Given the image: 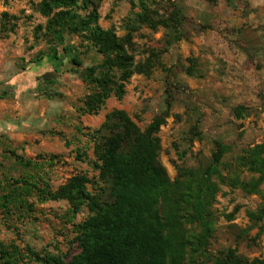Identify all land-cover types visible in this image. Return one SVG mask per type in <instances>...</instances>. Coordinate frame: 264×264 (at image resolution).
I'll use <instances>...</instances> for the list:
<instances>
[{"label":"rangeland","instance_id":"1","mask_svg":"<svg viewBox=\"0 0 264 264\" xmlns=\"http://www.w3.org/2000/svg\"><path fill=\"white\" fill-rule=\"evenodd\" d=\"M40 2L0 0V190L22 178L56 190L78 175L98 177L91 138L116 111L142 130L163 119L159 159L172 181L178 168L205 166L217 142L230 149L223 171L253 176L240 163L264 144V0H102L101 27L142 72L123 83L115 71L124 97L112 95L96 115H82L95 89L84 72L93 67L100 77L104 58L82 37L67 36L83 66L51 59L62 47L46 36ZM26 198L30 211L13 209L2 220L0 242L21 254L18 264H36L30 251L70 263L79 253L73 225L89 217L88 208L73 218L67 201L40 203L36 192ZM213 212L212 253L234 249L264 260V184L259 195L222 186Z\"/></svg>","mask_w":264,"mask_h":264},{"label":"trees","instance_id":"2","mask_svg":"<svg viewBox=\"0 0 264 264\" xmlns=\"http://www.w3.org/2000/svg\"><path fill=\"white\" fill-rule=\"evenodd\" d=\"M145 6V1L140 0ZM102 0H41L40 14L47 19L46 36L62 47L51 50V59L81 67L83 63L67 36L82 37L104 58V73L87 68L84 78L94 91L85 102L82 115H96L106 101L115 95L124 97L123 84L113 81L112 74H121L124 83L135 72L133 58L124 43L111 30L100 25L99 6ZM163 119L155 118L142 130L124 112L107 116L100 130L93 132L94 168L98 177L78 175L54 190L43 180L22 178L15 187L6 183L0 190V224L13 209L27 213L28 193L36 192L40 203L67 201L73 218L84 206L89 217L73 225L74 245L79 253L70 263L67 257L28 252L36 264H264V260L240 255L229 249L218 253L210 250L214 234L213 206L222 186L240 189L247 195H259L264 184V144L250 150L240 165L251 178H243V170L233 167L223 171V160L229 148L216 143L212 158L197 169L178 168L172 181L162 166L158 134ZM82 133L83 129L78 128ZM69 145V144H68ZM23 167L33 163L12 152ZM54 162L50 160V163ZM259 175L257 178L254 175ZM253 218L254 215L251 214ZM24 258L0 242V264H18Z\"/></svg>","mask_w":264,"mask_h":264}]
</instances>
